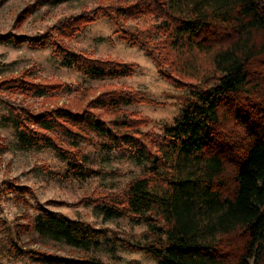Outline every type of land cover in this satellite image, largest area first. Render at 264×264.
Here are the masks:
<instances>
[{
    "label": "trees",
    "instance_id": "16d2710c",
    "mask_svg": "<svg viewBox=\"0 0 264 264\" xmlns=\"http://www.w3.org/2000/svg\"><path fill=\"white\" fill-rule=\"evenodd\" d=\"M103 17L145 50L165 79L192 89L195 99L159 136L140 132L146 119L120 112L147 102L142 93L107 92L83 112L58 108L35 115L37 128L18 122L21 144L52 148L68 160L71 151L46 133L61 132L74 148L95 135L109 149H128L137 163L148 162L123 196L97 207L107 219L148 224L160 242L143 250L158 264H264V0H118L63 28L74 35ZM139 17L155 23L129 29L127 20ZM31 46L53 48L66 66L97 80L135 71L133 63L76 54L53 36L33 38ZM35 88L27 90L43 95L54 86ZM96 109L119 117L109 121ZM75 162L70 173H93L82 159ZM27 229L86 253L77 259L34 256L41 264H106L87 255L106 236L102 229L53 213L37 216Z\"/></svg>",
    "mask_w": 264,
    "mask_h": 264
},
{
    "label": "rangeland",
    "instance_id": "374dc122",
    "mask_svg": "<svg viewBox=\"0 0 264 264\" xmlns=\"http://www.w3.org/2000/svg\"><path fill=\"white\" fill-rule=\"evenodd\" d=\"M117 1L0 0V264H41L33 258L40 255L64 259L85 256L84 251L44 241L28 231L34 218L47 213L104 230L106 236L87 255L106 264H158L143 250L160 242L149 233L148 224L126 217L107 219L97 207L123 196L128 185L145 174L148 162L137 163L128 149H109L108 141L95 135L92 142L84 141L74 148L72 140L61 132L46 133L71 151L68 160L52 148H27L18 136L22 120L37 128L35 115L58 108L83 112L92 101L116 90L142 93L147 102L123 107L120 112L146 119L144 126H139L140 132L162 136L195 99L192 89L179 88L165 79L147 52L128 42L110 20L103 17L74 35L66 34L65 27L76 16ZM153 20L130 18L127 26L133 31L145 30L155 23ZM45 35L89 59L133 63L134 74L93 79L66 66L64 57L53 48L31 46L33 38ZM31 85L35 89L54 88L40 95L27 90ZM93 111L109 121L119 117L113 112ZM78 158L93 169L92 174L69 172V164H76Z\"/></svg>",
    "mask_w": 264,
    "mask_h": 264
}]
</instances>
